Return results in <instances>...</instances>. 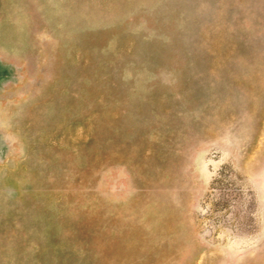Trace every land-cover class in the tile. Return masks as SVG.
<instances>
[{"label":"rangeland","instance_id":"1","mask_svg":"<svg viewBox=\"0 0 264 264\" xmlns=\"http://www.w3.org/2000/svg\"><path fill=\"white\" fill-rule=\"evenodd\" d=\"M0 264H264V0H0Z\"/></svg>","mask_w":264,"mask_h":264}]
</instances>
